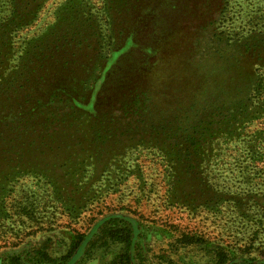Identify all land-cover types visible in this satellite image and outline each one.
<instances>
[{"label":"rangeland","instance_id":"374dc122","mask_svg":"<svg viewBox=\"0 0 264 264\" xmlns=\"http://www.w3.org/2000/svg\"><path fill=\"white\" fill-rule=\"evenodd\" d=\"M0 264H264V0H0Z\"/></svg>","mask_w":264,"mask_h":264},{"label":"trees","instance_id":"16d2710c","mask_svg":"<svg viewBox=\"0 0 264 264\" xmlns=\"http://www.w3.org/2000/svg\"><path fill=\"white\" fill-rule=\"evenodd\" d=\"M111 230V229H110ZM113 233V229L111 230V232H110V234H112ZM105 235V234H104ZM104 235H102V236H104ZM131 239V235L130 234H127L126 236H125V241H127V248L125 249V251H124V253L122 254V259L123 260H125L127 263H130L131 261H132V255H131V252H130V244H129V242L131 241L130 240ZM220 249H218L217 251H215L216 253H218V254H220V255H222V256H224V252H222V251H219Z\"/></svg>","mask_w":264,"mask_h":264}]
</instances>
